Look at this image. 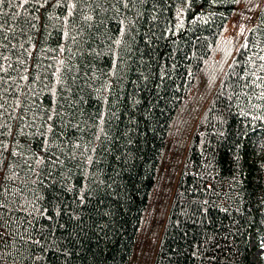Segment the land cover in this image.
Listing matches in <instances>:
<instances>
[{
    "label": "trees",
    "instance_id": "1",
    "mask_svg": "<svg viewBox=\"0 0 264 264\" xmlns=\"http://www.w3.org/2000/svg\"><path fill=\"white\" fill-rule=\"evenodd\" d=\"M253 236L264 0H0V264H253Z\"/></svg>",
    "mask_w": 264,
    "mask_h": 264
},
{
    "label": "rangeland",
    "instance_id": "2",
    "mask_svg": "<svg viewBox=\"0 0 264 264\" xmlns=\"http://www.w3.org/2000/svg\"><path fill=\"white\" fill-rule=\"evenodd\" d=\"M240 16H242L241 25L237 26L235 22H232L230 24L229 32L227 33V39L234 40V37L236 35H243L244 29L247 26H249V24L252 23L253 18H254L252 15L248 14V11L242 12V14H240ZM175 147L176 146H174L173 148H175ZM158 234H159V230L156 232H153L151 234V238L149 236L147 237V240L148 239L150 240V245L152 244L151 249H153L155 247V245H157V243H158ZM251 249H252L253 264H263L262 256L264 255V241H259L255 238V236H253L251 238Z\"/></svg>",
    "mask_w": 264,
    "mask_h": 264
}]
</instances>
